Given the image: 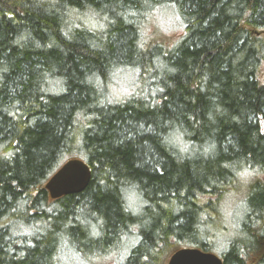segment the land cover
Instances as JSON below:
<instances>
[{"label":"trees","instance_id":"1","mask_svg":"<svg viewBox=\"0 0 264 264\" xmlns=\"http://www.w3.org/2000/svg\"><path fill=\"white\" fill-rule=\"evenodd\" d=\"M169 8L171 44L143 33ZM136 75L107 101L117 73ZM69 158L90 181L51 200ZM264 0H0V264H264ZM234 195V196H233Z\"/></svg>","mask_w":264,"mask_h":264},{"label":"water","instance_id":"2","mask_svg":"<svg viewBox=\"0 0 264 264\" xmlns=\"http://www.w3.org/2000/svg\"><path fill=\"white\" fill-rule=\"evenodd\" d=\"M91 178L89 166L81 159L69 158L45 182L44 190L51 200L79 194ZM166 264H223L215 254L197 248H180L172 253Z\"/></svg>","mask_w":264,"mask_h":264},{"label":"rangeland","instance_id":"3","mask_svg":"<svg viewBox=\"0 0 264 264\" xmlns=\"http://www.w3.org/2000/svg\"><path fill=\"white\" fill-rule=\"evenodd\" d=\"M143 33L151 40H159L165 44L175 42L183 33V27L175 14L169 8L154 12L147 20L143 27ZM136 75L129 71H123L120 74L113 76L109 81L107 90V101L112 99L115 102H121L123 98L128 95L134 88L137 87ZM264 179V176H263ZM114 251L107 254L106 257L101 258L95 264H121L126 250Z\"/></svg>","mask_w":264,"mask_h":264},{"label":"bare ground","instance_id":"4","mask_svg":"<svg viewBox=\"0 0 264 264\" xmlns=\"http://www.w3.org/2000/svg\"><path fill=\"white\" fill-rule=\"evenodd\" d=\"M234 196V195H233Z\"/></svg>","mask_w":264,"mask_h":264}]
</instances>
